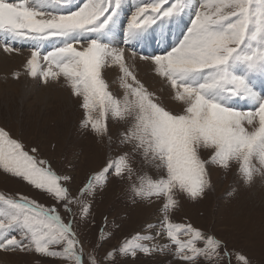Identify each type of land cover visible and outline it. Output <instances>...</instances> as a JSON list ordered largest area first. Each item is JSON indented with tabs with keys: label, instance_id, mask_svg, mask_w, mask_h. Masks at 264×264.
<instances>
[{
	"label": "snow or ice",
	"instance_id": "6c2138e0",
	"mask_svg": "<svg viewBox=\"0 0 264 264\" xmlns=\"http://www.w3.org/2000/svg\"><path fill=\"white\" fill-rule=\"evenodd\" d=\"M122 5L123 0H82L75 8L70 0H0L3 50L16 52L15 42L29 43L28 75L43 83L63 77L81 98V127L99 142L106 139L110 149L109 119L127 125L104 166L76 192L71 176L57 174L0 128V169L46 192L72 217L65 222L55 206L0 195V252L86 264L74 206L81 219L89 216L91 199L115 176L128 184L133 202L162 200L163 217L105 259L171 251L182 264H233V258L235 264H251L214 234L190 222H175L172 213L180 206L178 194L190 201L205 196L211 187L210 166L225 171L235 166L245 184L264 177V91L258 93L254 83L258 76L264 78V0H142L136 5L124 32L125 45L177 26L173 45L160 54L139 56L170 85L177 108L149 91L128 63L125 48L113 42ZM186 14L191 18L180 27ZM43 41L54 46L45 52ZM107 67L118 70L122 97L109 90L103 75ZM237 100L250 101L252 107L238 108ZM137 157L160 170L158 177L137 167ZM158 237L168 243H159ZM87 255V264H101L93 253Z\"/></svg>",
	"mask_w": 264,
	"mask_h": 264
},
{
	"label": "rangeland",
	"instance_id": "374dc122",
	"mask_svg": "<svg viewBox=\"0 0 264 264\" xmlns=\"http://www.w3.org/2000/svg\"><path fill=\"white\" fill-rule=\"evenodd\" d=\"M141 2L142 0L129 2L128 11L123 13L120 35L121 47L130 53L135 51L138 57L158 54L156 47L140 53V43L125 45L123 42L130 15L134 12L136 5ZM81 3L82 0H70V6L73 8ZM63 6L68 7L69 5ZM190 18V14H186L182 22L186 25ZM175 27L176 25L171 26L170 29L166 28V31L171 36H175L177 40L179 33ZM112 39L113 41L116 39L113 34ZM176 40L171 42L170 46ZM3 46L4 41L0 39V53L5 55L18 56L20 53H31L29 43L15 42L14 46L18 49L16 52H5ZM53 46L52 41L41 43V48L45 52L51 50ZM41 64L46 70V63L41 62ZM135 70L140 72L139 68ZM24 71L23 69L19 77L23 75L25 79L30 78V75ZM1 75L0 84L6 86L8 81L20 84L18 87L24 88L26 93L27 86L24 85L26 81L20 83L21 80L15 78L14 73L7 76ZM37 79L38 89H41L45 83L39 76ZM55 81L49 79L48 84L55 86L57 85ZM116 81L123 90L119 77H116ZM142 82L145 86L148 85L146 87L149 91H152L150 84L146 81ZM64 86L71 93L69 94L71 104L68 103L65 109L63 106H57L58 110L55 111L50 108L52 105L48 107L45 103L40 106L35 99L36 94L29 97L31 99L28 101L22 96L11 98L8 93H5L4 96L10 99H0V128L22 142L25 150L30 154L47 161L57 174L71 176L73 179L70 186L72 191L76 192L87 182L91 174L104 166L109 155L113 154V150L119 143L120 134L127 125L124 122L109 119V135L113 140L112 149H110L106 139L104 142H99L92 132L81 127V120L84 117V111L80 106L81 98L74 96L67 84ZM109 90L111 91L110 86ZM235 103L238 108L243 105L238 101ZM250 107H252V102ZM32 148H36L37 152L32 153ZM203 156L207 158L208 152L204 151ZM137 160L140 161L137 167H142L152 178L158 177L160 170L154 165L144 163L140 157H137ZM210 182L211 187L198 201H190L183 194L177 195L180 206L172 213L173 220L177 223L190 222L214 234L222 239L229 249L244 254L251 264H264V177L257 175L251 184H245L235 166L228 171L210 166ZM0 195L11 198L24 196L45 207L55 206L65 222L72 219L64 208L46 192L5 173L2 169H0ZM130 196L128 184L118 177L110 176L106 186L91 199L92 208L89 216L81 219L79 209L74 206V211L77 213L75 227L85 247L86 264L87 254L90 252L101 264H182L171 251L157 252L152 255L138 252L135 257L117 255L114 260L105 259L109 251L118 248L122 242L137 233H144L147 225H158L163 217L162 200L133 202ZM105 234H110V238L102 239V235ZM157 239L161 244L168 243L164 237ZM0 264H68V262L35 253L0 252ZM233 264H235V258H233Z\"/></svg>",
	"mask_w": 264,
	"mask_h": 264
},
{
	"label": "bare ground",
	"instance_id": "6f19581e",
	"mask_svg": "<svg viewBox=\"0 0 264 264\" xmlns=\"http://www.w3.org/2000/svg\"><path fill=\"white\" fill-rule=\"evenodd\" d=\"M124 1H125V4H124L125 5V11L124 12H127L128 11L127 8L129 6V0H124ZM121 22H122V17L120 15L119 19L117 21L116 28L113 31L115 33L120 32V35L122 33V31H121L122 23ZM120 24H121V26H120ZM121 40L122 39L119 38V39H115L113 42L117 46L121 47ZM152 41H153V38L149 37V39L147 40V44H151ZM125 54H126V58L128 60V63L130 65H132L134 67V69L139 68L140 72H137L135 70L138 78L141 81H146L148 84H150L149 86L152 87V92H155L156 95L159 96L161 98V100H163L165 102V104H167L169 107L177 108L178 105L176 104V102L171 100L170 85L154 73L152 65L147 61L139 59V57L137 55L132 56V54L126 50H125ZM30 55H31V53H20L18 56H16L15 54L5 55V54L0 53V76H2L1 74H5L6 76L8 74L12 75L13 73L14 74L19 73V75H20L21 72L23 71V69L25 70L26 61L28 58H30ZM41 62H43V61H41ZM24 72L26 73V71H24ZM103 75H104L106 81L108 82V84L111 88V91L114 94H117L119 97H120V95L122 96L123 90L120 89V87L118 86V83L116 81V77L120 76L118 70L114 67H112V68L107 67L104 70ZM19 79L21 80L20 83H22L23 81L24 82L26 81L24 84L25 86H27L26 87L27 88L26 93L24 91V88L23 89L19 88L20 84H14L13 82L8 81L6 86H3L2 84H0V99H2V100L3 99H10V98H7L4 96L5 93H8L11 98H14L16 96L17 97L22 96L23 98H26L29 101V99H31L29 97L36 94L35 99L38 101L40 106H42V104H45V103L48 107L52 105V107H50V108L53 109L54 111L58 110L57 106L58 107L63 106L65 109L66 105L68 103L71 104L70 98H69V96H71L69 94H71V93L69 92V89H67L64 86L66 84V82L64 81L63 77H61L60 80L55 81V84H57V85L52 86L53 84L49 85L48 83H45L41 87V89H38V79L37 78H33L30 76V78L27 77V79H25V77H23V75H22V77L20 76ZM263 82H264V78H261L258 76L254 81L256 88L261 86ZM146 86H148V85H146ZM240 104H243V105H240V107L243 109H245V107H242V106H246V108L249 106V108H250V103L245 104L243 102H240ZM46 109L48 110V108H46ZM51 109H50V112L52 111ZM250 227H252V226H250Z\"/></svg>",
	"mask_w": 264,
	"mask_h": 264
}]
</instances>
